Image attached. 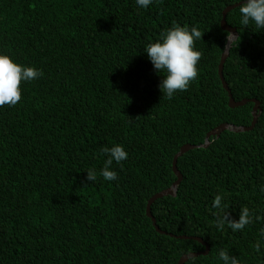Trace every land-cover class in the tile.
Wrapping results in <instances>:
<instances>
[{
  "label": "trees",
  "instance_id": "16d2710c",
  "mask_svg": "<svg viewBox=\"0 0 264 264\" xmlns=\"http://www.w3.org/2000/svg\"><path fill=\"white\" fill-rule=\"evenodd\" d=\"M243 2L0 0V55L43 73L21 85L15 107H0V264H178L195 253L191 264H223L221 249L264 264V221L219 230L211 206L222 195L231 219L243 207L264 216V29L240 23ZM237 3L225 20L240 41L222 75L246 103L231 107L218 74L220 22ZM173 22L204 32L195 42L203 58L199 78L169 100L159 88L166 73L145 49ZM253 100L255 125L184 153L176 196L149 204L176 180L181 147L204 144L221 124L250 126ZM115 145L128 156L105 181L100 149Z\"/></svg>",
  "mask_w": 264,
  "mask_h": 264
},
{
  "label": "clouds",
  "instance_id": "9594fccd",
  "mask_svg": "<svg viewBox=\"0 0 264 264\" xmlns=\"http://www.w3.org/2000/svg\"><path fill=\"white\" fill-rule=\"evenodd\" d=\"M153 0H136L141 8H147ZM241 15L240 23L248 26L250 22L254 23L257 29H264V0H244L239 7ZM204 32L197 27L189 29L188 26H179L175 22L170 29L160 34V41L149 43L146 46L147 57L153 65V68L159 73H166L162 79L159 88L165 97L171 100L175 93L187 91L194 80L199 78V62L203 58L201 51L195 50V42L201 40ZM228 41L226 47L228 53L237 47L240 41L239 35L232 33L226 34ZM43 76L40 70L34 67L22 66L8 55H0V107H15L22 100L21 85L24 82H31ZM101 154L107 156L104 166L99 175L105 181H114L117 179V173L111 170V165L115 161L121 165V162L127 159V152L123 146L115 145L111 148L102 147ZM86 179L95 181L97 173L95 169L87 171ZM264 192V187L261 188ZM222 195H216L212 201V208L216 211L215 226L219 230L225 227L233 232L241 231L254 221H264V216L254 215L248 207L240 209L239 219L233 220L228 212L229 205L223 202ZM261 237H264V228L260 231ZM260 241H257L253 248L256 252L260 251ZM218 258L223 264H240L239 259L230 256L226 249H221ZM188 260L194 261V257L189 256Z\"/></svg>",
  "mask_w": 264,
  "mask_h": 264
},
{
  "label": "water",
  "instance_id": "95a60500",
  "mask_svg": "<svg viewBox=\"0 0 264 264\" xmlns=\"http://www.w3.org/2000/svg\"><path fill=\"white\" fill-rule=\"evenodd\" d=\"M241 3H237L235 5H232V6H229L227 7L223 13H222V19H221V22H220V25H221V28L223 30H226L228 33H232L233 35H237L236 33V30L230 26L227 25L226 23V20H225V16L226 14L228 13L229 10L235 8V7H238ZM228 41L226 42V45H227ZM228 56V50H227V47L225 46V49H224V52L221 56V60H220V63H219V66H218V74H219V77L221 79V82H222V85H223V88L227 91V94H228V97H229V105L231 107H236V106H240V105H244L246 103V100H242L240 102H236L233 98H232V95H231V92L223 78V75H222V69H223V63L226 59V57ZM254 102V107H253V110H252V121H251V125L248 126V127H245V126H236V125H232V124H221L219 125L218 127L214 128L213 130H211L207 135H206V138H205V142L204 144L200 145V146H193V145H184L183 147H181V149L176 153V155L173 157V161H172V169H173V172L176 176V180L172 183V185L156 194L150 201H149V204H151V202L156 199V198H160V197H163V196H172V197H175L176 196V191L178 189V186L180 185L181 181H182V175L179 173V171L177 170L176 168V161L179 157H181L184 153L188 152L189 150H192V149H195V148H198V147H206L208 144H209V141L208 139L210 137H215V138H218L221 133L225 132V131H229V132H233V133H240V132H244V131H247V130H250L256 123V120H257V117L258 115L256 114L257 110L259 109V103L258 101H255L253 100ZM147 214L150 215V209H149V205L147 207ZM153 222L155 223L154 219H152ZM184 239H187V237H182ZM195 240L199 241L201 244H203L205 246V249L208 250V247L206 246V244L199 238H195ZM202 253H205V252H202ZM198 253H195V254H190L188 256L184 255L180 258L178 264H183L189 256H197Z\"/></svg>",
  "mask_w": 264,
  "mask_h": 264
}]
</instances>
